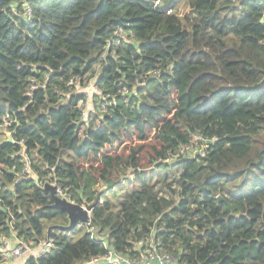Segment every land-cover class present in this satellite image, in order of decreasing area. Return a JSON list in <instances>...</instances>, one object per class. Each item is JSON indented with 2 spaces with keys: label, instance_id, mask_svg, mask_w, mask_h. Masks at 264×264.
Returning a JSON list of instances; mask_svg holds the SVG:
<instances>
[{
  "label": "trees",
  "instance_id": "trees-1",
  "mask_svg": "<svg viewBox=\"0 0 264 264\" xmlns=\"http://www.w3.org/2000/svg\"><path fill=\"white\" fill-rule=\"evenodd\" d=\"M262 20L264 0H0V239L53 240L23 264L151 243L183 264H264ZM46 182L99 198L77 239L49 232L68 218Z\"/></svg>",
  "mask_w": 264,
  "mask_h": 264
},
{
  "label": "built area",
  "instance_id": "built-area-1",
  "mask_svg": "<svg viewBox=\"0 0 264 264\" xmlns=\"http://www.w3.org/2000/svg\"><path fill=\"white\" fill-rule=\"evenodd\" d=\"M31 15H32L31 8H27L26 16L30 17ZM125 31L126 30L124 27L118 29L117 32L118 37L116 38L117 44L120 43L121 38L125 35ZM191 139L192 140L190 144H188L186 147H183L181 149L182 152L194 149L193 144L195 142L197 144V150L201 149L205 145L206 146L204 149H207V147L209 146V142H208L209 140H207L201 135L194 134L192 135ZM21 174H25V170H23ZM56 192L58 196H66L71 199L70 194L66 192V190H64L61 186L57 185ZM85 224H90V221ZM90 228L94 230L93 227ZM8 244L9 242L7 238L2 237L0 239V249L4 250L0 260V264H8L7 260L10 261V258L20 259L24 256H28V257L31 255L40 256L49 251L50 247L53 244V240L51 238H48L47 240L43 241L40 245L36 247H32L31 244H29L26 240L20 238H16L15 244L12 247H9ZM106 245L108 247L107 242ZM92 263L94 264H183L178 262V260L175 257H173L170 253L163 251L158 247H156L155 245H153V243L146 246L145 248H142L141 250H139L138 254L133 256L129 254L117 252L114 249L108 247L107 254L102 257L94 258L92 260Z\"/></svg>",
  "mask_w": 264,
  "mask_h": 264
},
{
  "label": "water",
  "instance_id": "water-1",
  "mask_svg": "<svg viewBox=\"0 0 264 264\" xmlns=\"http://www.w3.org/2000/svg\"><path fill=\"white\" fill-rule=\"evenodd\" d=\"M264 21V20H262ZM6 139L5 141L11 142L12 141V134L11 132H7L6 133ZM205 149L201 148L199 150L196 151L195 153V157L200 155V154H204ZM35 181L38 182L39 178L37 176H33ZM113 185V183H109L108 185H106L105 187H103L102 191L107 190L108 187H111ZM43 191L46 194H49L51 196V198L53 199V203H52V207L53 208H59L61 210L66 211L67 213V218H68V224L67 225H53L49 228V232L52 229L58 228L61 230H72L74 228H76L80 223L81 224H85L88 223L91 219V212L93 210V208L96 206V204L99 202V198L96 202H93L91 204L89 203H84V205L79 204L75 201H72L70 198L66 197V196H58L57 195V185L54 183H50V182H46L44 184V186L42 187ZM49 237V235H48Z\"/></svg>",
  "mask_w": 264,
  "mask_h": 264
},
{
  "label": "rangeland",
  "instance_id": "rangeland-1",
  "mask_svg": "<svg viewBox=\"0 0 264 264\" xmlns=\"http://www.w3.org/2000/svg\"><path fill=\"white\" fill-rule=\"evenodd\" d=\"M174 12L178 13L180 16H184L187 13L190 12V9L188 7V4L183 1L180 4L177 5L176 10H174ZM81 92H83L84 94H86L88 96V100L84 103H82L83 105V111H84V117L87 118L90 112H95L96 111V101H94V95L99 93L98 87L96 85V79H92L89 83L88 86L86 87H82ZM3 131H7V130H3ZM9 132V131H7ZM206 146V145H205ZM205 146H203L202 148H205ZM193 148L191 149V151H197V144L196 142L193 144ZM85 230V227L82 224H79L77 226V229L75 230L74 233V239H77ZM9 244L8 246H13V243H11V237L7 238ZM28 256H24L20 259H16V258H10V261H8V264H23L26 261V258Z\"/></svg>",
  "mask_w": 264,
  "mask_h": 264
},
{
  "label": "crops",
  "instance_id": "crops-1",
  "mask_svg": "<svg viewBox=\"0 0 264 264\" xmlns=\"http://www.w3.org/2000/svg\"><path fill=\"white\" fill-rule=\"evenodd\" d=\"M16 238L17 237H15V235L13 234L11 237V243H13V245L15 244ZM35 250H36V248H35Z\"/></svg>",
  "mask_w": 264,
  "mask_h": 264
},
{
  "label": "clouds",
  "instance_id": "clouds-1",
  "mask_svg": "<svg viewBox=\"0 0 264 264\" xmlns=\"http://www.w3.org/2000/svg\"><path fill=\"white\" fill-rule=\"evenodd\" d=\"M83 205V204H82Z\"/></svg>",
  "mask_w": 264,
  "mask_h": 264
}]
</instances>
